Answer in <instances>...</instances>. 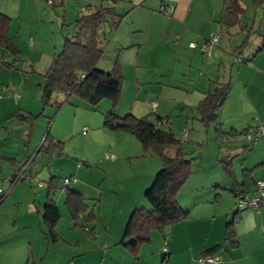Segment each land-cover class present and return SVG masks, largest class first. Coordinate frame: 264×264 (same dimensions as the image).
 Listing matches in <instances>:
<instances>
[{
	"label": "rangeland",
	"instance_id": "1",
	"mask_svg": "<svg viewBox=\"0 0 264 264\" xmlns=\"http://www.w3.org/2000/svg\"><path fill=\"white\" fill-rule=\"evenodd\" d=\"M83 2L84 0H52V5H47L45 0H0V12L10 18L8 34L19 50L16 62L8 53L2 52L8 62L14 63L15 69L5 70L7 77L2 79V82L6 81L8 84L7 93L0 91L2 97L6 95L8 98L6 104L8 113L7 118L2 122L4 124H0V144L4 145L6 153L7 151L15 153L17 148L20 152V147L27 146L26 158L31 160L35 156L34 162L28 161L25 180L18 181L10 187L7 180L11 174L4 178L6 179L4 183L0 179V187L8 195L6 201L14 199L25 202L27 192H20L17 197L9 195L13 188L24 186L26 191H31L32 195L37 196L31 210L36 211L39 208L40 211L46 200L44 188L47 185L44 182L50 176L58 177L60 188L63 180L70 176L74 177L77 183L70 184L69 188L72 190L74 187L79 189V186L87 185L84 184L85 181H89L88 186L97 188L92 191L90 187H86L83 191L95 199L86 202L89 212L93 210L97 216L93 223H85L84 218L81 217L78 219V225L74 226L69 222L66 214L61 215L56 231L62 235L63 241L55 246L45 242L48 246L47 251L34 243L33 252H37L38 249L42 251L45 264H56L55 258L58 257L72 258L70 261H64V264H111L114 258L118 261V258L123 259V256L129 257L120 244L124 239V228L133 209L148 207L143 197L144 190L161 168L160 160L150 152H144L132 135L123 131H110L103 126L104 116L111 109L110 100L104 99L94 108L78 98L71 97L69 103H64L57 113L56 108L52 106L43 108L41 103L42 85L44 86L45 83L43 75L53 55L61 51L64 38L72 37L77 16L85 12L86 4ZM110 4V1H101V6ZM256 10L251 3L246 6L245 14L231 33L234 48L239 47L243 41L246 34L241 32L246 26L249 28L248 24ZM100 32L106 37V41L104 39L102 42L104 53L98 66L102 70L110 71L115 63H119L112 43L115 41L107 25H103ZM204 56L203 58L209 59ZM143 58L140 56L139 72L144 70L141 63L144 61ZM173 65L174 63L170 62L168 66L176 72V75L164 80V84L170 88L161 98H158L153 90L156 86L149 89L148 94L145 87L139 91L135 87L137 80L133 65L125 67L121 93L114 112L118 117L127 114L136 118L150 113L159 115V110H152L147 102L152 99V102H156L158 106L160 102L173 100L176 105L174 109L169 106L167 114L170 130L181 141L183 150L187 154L186 158L199 155V158L190 160L191 175L177 193L180 206H191L201 200L211 201L216 194H219L221 201L218 208L222 211H227L229 208L233 213L236 207L222 170L224 164L222 161L231 160L232 168L240 180L241 163L250 153L251 144H247L249 150L241 155L239 147L242 143H247L245 135L228 137L229 142H219L216 140L214 125L205 128L199 123L196 105L193 103L195 96L185 94L189 92L186 86L190 85L179 76L180 65L175 64V67ZM191 75L197 74L191 72ZM191 87H194L193 83ZM19 97L22 100L17 105ZM63 100V95L52 96V101ZM184 100L189 105L188 108L182 107ZM133 105L132 114L129 112ZM27 108L36 112L34 114L38 113L31 122L24 120L29 117ZM50 120H52L51 124L48 123ZM48 131L51 136L56 135L64 143L63 154L60 157L53 158L41 152L35 155ZM182 132L186 133L184 138ZM202 142L203 146L199 147L197 144ZM107 153H112L118 161L121 160L117 169L111 170L108 164H102ZM168 153L172 154V151ZM0 162L5 163V160L1 159ZM149 176H151L150 180ZM202 183L207 185L206 189H201ZM215 186H218L217 189ZM61 190H58L54 197L56 201L61 196L58 203L60 206L64 201V192ZM21 210H24L22 204ZM16 212V208H9L4 213V217L9 216L11 219L23 217L15 215ZM5 218L1 220L0 217V248L15 250L25 240L24 235L31 233V229L12 226L14 221ZM143 249H150V245L144 246ZM142 256L143 252L139 254V258L141 259ZM35 257L36 260L39 259ZM32 260L31 258L30 264L34 262ZM129 261L134 262V260ZM147 263L152 264L151 260Z\"/></svg>",
	"mask_w": 264,
	"mask_h": 264
},
{
	"label": "crops",
	"instance_id": "2",
	"mask_svg": "<svg viewBox=\"0 0 264 264\" xmlns=\"http://www.w3.org/2000/svg\"><path fill=\"white\" fill-rule=\"evenodd\" d=\"M101 1L103 0H84L83 4H86L85 7L91 6L90 11H93L95 8L101 7ZM107 1L113 4L115 15L122 16L118 27L109 31L112 33L113 41H115L112 43L117 52L121 75L124 74L125 67L133 65L137 80L135 87L139 91L145 87L148 94L149 89L156 86V89L153 90H155L154 92H156L158 98L164 96V93L170 88V86L164 84V80L171 79L176 75V72L168 66L170 62H173L174 67L175 64L180 65L178 74L190 85L186 86L189 92L185 94L195 96L193 103L196 106L207 91L210 80L229 83V93L217 113L216 126L221 131H235L238 133L247 129L251 130L264 122V14L260 7L257 8L254 5L255 0H241L240 2L244 14L248 3H251L252 7L257 10L248 24L250 25L249 28L246 26V29L240 31L241 34L243 32L246 34L243 39L247 38L246 47L236 53L233 52L238 46L234 48V43H232L234 39L231 38V33L242 16L235 23L229 20L225 11L224 0ZM167 4L174 7V12L170 17L161 14L159 10L161 6ZM249 30H252V32ZM212 36H218V41L213 46L209 59H205L199 47ZM223 36L225 37L223 38ZM104 39L106 41L105 36ZM189 43H195L196 48H189ZM140 56L144 57V61H141L144 66L143 72H139ZM240 59L247 62L240 63ZM191 72H196L197 75L190 76ZM6 77L7 71L0 69V91L7 93L8 84L6 81L2 82V79H6ZM192 83L194 87H191ZM0 95V124L2 125L4 124L2 122L7 118L8 105L6 104L8 98L6 95L4 97H2V94ZM135 96L137 98L136 93ZM15 97L18 96L15 95ZM18 99L17 105L22 100L20 97ZM152 101L150 99L147 102L149 106ZM175 105L176 103L169 99L160 102L156 108V111L159 110L160 112L158 116L167 117L168 107L174 109ZM188 106L184 100L182 107L188 108ZM133 108L134 105L131 106L129 113L133 114ZM145 109L147 110V107ZM26 111H28L27 115L38 116V113L34 114L36 112L29 108ZM51 137L55 141L62 142L56 135ZM182 137L184 138L183 135ZM218 141L227 142L228 136ZM246 145L247 143L240 145L239 153L241 155L249 150L242 151V147ZM3 146V144H0V159L5 160V163L0 162V179L4 183L6 180L4 178L12 174L16 166L27 159L28 152L27 146H22L20 152L17 148L15 153L14 151H7L8 153H6ZM250 147V153L245 156L241 163L240 180L232 168V162L231 168L239 182L242 180V171L246 169L251 170V176L255 181L264 183V136L251 144ZM39 148L35 155H37ZM233 148L236 149L234 146ZM53 158H56V156H53ZM120 162L121 160L118 161L116 157L113 161L105 158L102 160V164H108L111 170L117 169L118 165L121 164ZM148 179L150 180L151 176ZM47 181L44 182L46 185ZM88 183L89 181H85L84 184L87 185H81L79 189L74 187L73 190L79 192L85 199L95 200L93 196L86 195L83 192L86 187H90L92 191L97 189L88 186ZM206 187L207 185L202 183L201 189H206ZM217 187L215 186L216 189ZM87 189L89 190V188ZM20 192H27V200L21 202L14 199L8 201L7 199L6 201L8 196L6 195L4 201L0 204V217L1 220L4 219V213L9 208H16L15 215L23 217L11 219L8 216L5 219L14 221L12 226L18 225L20 229L30 228L31 233L24 235L25 240L15 250L0 248V264H26V261L31 258L34 261L32 264H45L42 251L38 249L37 252H33L32 250L34 243L37 247L48 250L46 241L40 233L39 208L36 211L31 210L35 205L37 196L32 195L31 191H26L24 186L17 189L13 188L9 195L17 197ZM252 194L251 192L248 197H251ZM215 196L211 201L205 200V202H202L201 200L194 202L191 206H181L188 211L189 218L166 227L163 235L152 232L150 249H143L144 246L141 248L140 254L143 252L141 259L138 258V260L130 262L129 260H133L131 257L123 256V259L118 258V261H115V258L109 255V257L114 258L111 260V264L113 262H117L116 264H145L148 260H151L152 264H161L159 258L164 253L166 254L164 264H199L198 259L205 257L202 256L203 253L206 256L218 258L215 263L211 264H264V233L262 231L264 228V204L256 211H237L235 209L232 213L229 208L227 211L219 209L218 204L221 197L219 195L215 198ZM60 198L61 196L55 202H57L61 215H64L66 214L64 206L58 205ZM21 204L24 206L23 211L21 210ZM228 223H232L233 226L235 245H231L226 238V225ZM55 245L53 244V246ZM35 256L39 259L36 260ZM71 259L55 258L56 264H64V261H70Z\"/></svg>",
	"mask_w": 264,
	"mask_h": 264
},
{
	"label": "trees",
	"instance_id": "3",
	"mask_svg": "<svg viewBox=\"0 0 264 264\" xmlns=\"http://www.w3.org/2000/svg\"><path fill=\"white\" fill-rule=\"evenodd\" d=\"M240 2L241 0H224L228 19L234 23L244 14ZM47 5H52V0ZM254 5L257 8L260 7L264 14V0H255ZM90 8L91 6H87L85 12L77 16L72 37L64 38L61 51L53 55L51 63L43 75L45 83L44 86L42 85L41 103L43 108L47 106L56 108L57 113L64 103H69L71 97L78 98L94 108L102 100H110L111 109L104 116L103 126L110 131H123L132 135L140 143L144 152L148 151L160 160L161 168L154 174L149 186L144 190L143 197L148 207L133 209L123 231L124 239L120 242L129 257L138 260L141 248L150 245L153 231L163 235L166 227L189 218L188 211L179 205L177 193L191 175L190 160L199 158V155L186 158L187 154L183 150L181 141L170 130L168 117H159L154 113L140 118L131 114L124 117L116 116L114 108L119 100L123 77L119 63H115L110 71L102 70L98 66L104 53L102 47L104 36L101 35L100 30L103 25L110 27L109 31L116 29L122 16L115 15L112 3L108 7L101 6L93 11H90ZM9 25L10 18L0 12V69L4 70L15 69V66L14 63L7 61L2 52L8 53L14 62L18 60L19 54L16 44L8 34ZM249 31L252 32V30ZM246 39L235 49V52H240L246 47ZM246 62V60L240 59V63ZM229 90V83L209 81L207 91L196 106L199 123L205 128L211 125L216 126L217 113L226 100ZM54 94L63 95L64 100L62 102L52 101ZM36 117L29 115L24 120L31 122ZM52 120L48 123L50 124ZM251 130L247 129L238 133L235 131L223 132L216 126V140H223L226 136H242ZM184 133L182 132V135ZM256 141L251 140L247 144H254ZM203 144L202 142L197 145L202 147ZM63 146V142L55 141L47 132L38 153L58 157L63 153ZM248 149L247 145L242 147V151ZM169 151H172V154H169ZM34 158L35 156L31 160L30 158L25 159L19 166H16L10 176L12 184L25 180L26 172L24 177H19L18 180L17 174L29 160L30 163L34 162ZM222 162L224 163L222 170L230 185L229 192L235 199V209L237 211L258 210L264 203H261L257 209L237 208L239 199L254 196L257 181L251 176V170L244 169L242 180L239 182L231 168V160ZM69 186L60 188L58 177L51 176L47 181L46 200L38 214L41 221L40 233L50 245L63 241L62 235L56 231L61 220V213L54 198L58 190L62 189L61 191L64 192L63 206L69 222L74 226L78 225V219L81 217L84 218L85 223H93L97 218L93 210L89 212V206L86 203L88 199H85L79 192L70 189ZM251 192L252 196L248 197ZM217 197L219 195L215 196V198ZM226 238L231 245L236 244L232 223L226 225ZM202 256H206V254L203 253ZM165 261L166 254L164 253L161 256V264H164ZM26 264H30V260H27Z\"/></svg>",
	"mask_w": 264,
	"mask_h": 264
},
{
	"label": "built area",
	"instance_id": "4",
	"mask_svg": "<svg viewBox=\"0 0 264 264\" xmlns=\"http://www.w3.org/2000/svg\"><path fill=\"white\" fill-rule=\"evenodd\" d=\"M47 3H50V0H45ZM160 13L170 17L173 12H174V7L172 5H163L160 7ZM218 41V36H212L209 37L208 39H206L202 45L199 47L200 52L203 55H206L207 57L210 56L211 54V50L213 48L214 45H216ZM189 48L194 49L196 48L195 43H189ZM157 107V103L156 102H151L150 103V108L152 110H154ZM184 136L186 135L185 133L183 134ZM245 135V140L246 142L248 141H256L258 138H260L261 136L264 135V122L260 123L257 127H255L254 129H252L251 131H248L247 133L244 134ZM104 158L107 160H115V156L113 154H105ZM27 164L24 167H22L20 169V171L18 172V177H24V173L27 170ZM7 182L10 184V187H12L14 184L11 183L10 178L7 180ZM76 182V180L74 178H65L62 182V187H66L70 184H74ZM7 195V193L3 190L2 187H0V203L2 201V199ZM264 203V184L261 181H257L256 182V190L254 193V196L252 198H242L238 200L237 203V208L238 209H257L258 206ZM263 233H264V228L262 229ZM218 260V258L213 257V256H205V257H201L200 259H198V263L199 264H211V263H215Z\"/></svg>",
	"mask_w": 264,
	"mask_h": 264
}]
</instances>
